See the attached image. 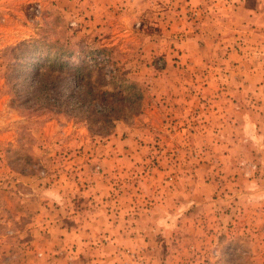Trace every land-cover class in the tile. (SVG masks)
Here are the masks:
<instances>
[{
  "label": "rangeland",
  "instance_id": "rangeland-1",
  "mask_svg": "<svg viewBox=\"0 0 264 264\" xmlns=\"http://www.w3.org/2000/svg\"><path fill=\"white\" fill-rule=\"evenodd\" d=\"M230 11L218 0H0V264H98L86 258L95 242L66 233L105 190L131 204L153 190L173 210L188 196L177 264H264L262 199L229 180L259 169L246 135L234 152V134L195 126L197 103L212 109L220 95L228 108L238 78L230 52L243 55L244 29ZM34 48L85 60L90 91L66 92L60 107L32 94L17 69ZM119 250L144 264L141 250Z\"/></svg>",
  "mask_w": 264,
  "mask_h": 264
},
{
  "label": "crops",
  "instance_id": "crops-1",
  "mask_svg": "<svg viewBox=\"0 0 264 264\" xmlns=\"http://www.w3.org/2000/svg\"><path fill=\"white\" fill-rule=\"evenodd\" d=\"M181 1L192 3L199 0ZM218 2L230 5V17L232 16L230 20L244 29L234 36L241 39L236 42L237 45L243 42V46L240 47L243 55L237 52L238 48H233L234 51L230 52L231 57H234L231 64L238 78H232L230 81V84H233V92L228 96V108L221 106L220 95L216 96L218 99L215 97L212 99L215 108L212 106V109H206L203 103H197L199 109L196 117L199 123L195 126L203 128L202 132L210 130L215 132L214 134H220L227 131L234 134V138L231 137V141L234 140L232 141V145H235L234 152L241 145L235 143L241 140L239 135L241 133L246 135L244 155L250 160V164L258 165L259 169L256 172L251 169L245 176L235 168L237 175L230 177L229 180L244 182L246 196L250 200L258 197L262 199L261 204L264 205V0H218ZM204 27L205 22L201 29ZM234 28L232 32L236 31ZM218 32L221 33V23L213 27L215 36H218ZM216 43L221 45L218 40ZM205 120L207 123H204ZM107 194L106 190L95 194L101 202L84 208V212L86 211L84 220H76V223L70 226V232L66 233L69 240L81 247L95 242L96 253L86 258L98 261V264H123L130 260V257L121 253L119 248L129 247L141 250L144 264L178 263L179 258L172 249L174 242L178 241L174 240V237L180 234L182 238L188 234L186 226L194 217L189 210L188 196L173 210L166 199H162L153 190L146 192V204L141 200L131 204L127 202L124 193L117 194L116 197L115 194ZM142 197L144 198L143 195ZM199 197L197 195V203L201 202ZM262 215L264 218V208ZM199 224L200 222L197 226ZM79 251L81 250L76 247L75 256L79 255Z\"/></svg>",
  "mask_w": 264,
  "mask_h": 264
},
{
  "label": "trees",
  "instance_id": "trees-1",
  "mask_svg": "<svg viewBox=\"0 0 264 264\" xmlns=\"http://www.w3.org/2000/svg\"><path fill=\"white\" fill-rule=\"evenodd\" d=\"M30 51L31 55L26 57L23 63L18 61V64H12V66L16 69L22 63V67L17 69V78H23L32 94L38 95L40 100H48L49 96H52L53 101L59 103L58 106L60 107L67 101V98L64 101L61 99V96L66 92H74L76 97L81 98L80 89L83 92L90 91L89 87H85L86 83L84 82L83 69L86 66L84 59L83 63L82 60L75 63L70 62L69 59L64 60L65 51L49 52L41 59L36 53L39 49L34 48ZM71 53L70 51L69 54ZM92 58L95 59V57ZM72 78L74 79L72 80ZM74 80H76L77 85H75Z\"/></svg>",
  "mask_w": 264,
  "mask_h": 264
}]
</instances>
